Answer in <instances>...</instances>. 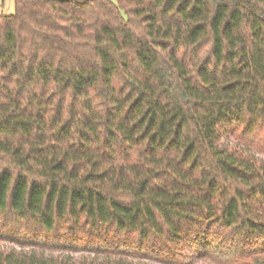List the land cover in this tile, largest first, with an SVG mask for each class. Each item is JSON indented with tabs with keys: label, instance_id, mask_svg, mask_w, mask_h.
Masks as SVG:
<instances>
[{
	"label": "trees",
	"instance_id": "trees-1",
	"mask_svg": "<svg viewBox=\"0 0 264 264\" xmlns=\"http://www.w3.org/2000/svg\"><path fill=\"white\" fill-rule=\"evenodd\" d=\"M259 155L264 0L0 14V264H65L14 247L264 264Z\"/></svg>",
	"mask_w": 264,
	"mask_h": 264
},
{
	"label": "rangeland",
	"instance_id": "rangeland-1",
	"mask_svg": "<svg viewBox=\"0 0 264 264\" xmlns=\"http://www.w3.org/2000/svg\"><path fill=\"white\" fill-rule=\"evenodd\" d=\"M114 1V0H111ZM14 12V0H0V14H11ZM232 138H227L224 140V144L231 143ZM264 160V155H259ZM4 246H7V243L0 241V249ZM16 251H21L27 254H34L35 257L48 261V262H58L62 261L65 264H79L83 261H89L93 264H99L104 262L105 260L110 262H117L121 260L119 257H106L105 255H95L88 252H70V251H57V250H49L43 248H21L14 247ZM125 264H158L155 262L132 259V258H124ZM187 264H214L209 260L200 256V251H194L190 255Z\"/></svg>",
	"mask_w": 264,
	"mask_h": 264
}]
</instances>
